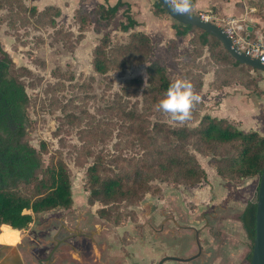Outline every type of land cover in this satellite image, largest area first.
<instances>
[{
    "label": "rangeland",
    "instance_id": "1",
    "mask_svg": "<svg viewBox=\"0 0 264 264\" xmlns=\"http://www.w3.org/2000/svg\"><path fill=\"white\" fill-rule=\"evenodd\" d=\"M241 1L246 2L251 14L264 18V0ZM92 3L0 0V58L6 51L14 66L21 69L30 96L24 140L37 149L44 168L59 161L67 165L73 197L69 208L34 214L26 229L0 233V243H5L2 238H6L17 246L30 232L47 227L54 232L64 226L77 235L80 264H159L167 257L197 255V242L202 248L198 258L189 262L167 260L164 264H250L247 256L251 242L239 216L247 202L257 196L258 176L226 180L217 174L212 156L193 147L191 151L208 173L206 181L194 185L175 183L156 179L148 172L149 180L144 179L141 185L135 183L134 173L129 174L137 169L148 148L130 131L125 111L138 109L151 114L149 121L158 117L172 122L156 108L143 106L147 63L124 69L120 64L123 55L115 52L118 46L127 45L130 34L138 30L122 31L124 22L117 16L110 25L95 20L84 25L76 21L79 10L96 9ZM243 23L247 27L252 22ZM259 26L264 32V24ZM246 27L244 36L249 33ZM104 37L109 40L106 51L110 60L109 70L101 74L94 69L93 61L94 50ZM171 40L163 47L162 42L152 39L155 49L149 62L162 59L171 80L190 81L186 74L191 66L172 56ZM179 41L182 40L177 41L178 45ZM134 78L145 81L142 89L128 86ZM211 88L210 83L206 89ZM256 94L251 93L252 101L248 100L255 106L264 100ZM205 108L200 109L199 118L208 114ZM262 116V121L246 118L248 122L244 123L242 116V121L232 120L244 131L253 129L264 135ZM95 163L102 179L129 176L128 187L136 194L111 204L89 201L92 188L87 172ZM38 174L42 176L41 171Z\"/></svg>",
    "mask_w": 264,
    "mask_h": 264
},
{
    "label": "trees",
    "instance_id": "2",
    "mask_svg": "<svg viewBox=\"0 0 264 264\" xmlns=\"http://www.w3.org/2000/svg\"><path fill=\"white\" fill-rule=\"evenodd\" d=\"M193 3L195 5V0ZM126 4L125 0H118L114 5L98 4L91 12L79 10L75 16L76 21L84 25L95 20L110 25ZM153 11L156 15L170 16L158 0L154 3ZM129 12V9L125 12L127 23H121L124 32H130L137 26V21ZM192 13L201 15L196 10ZM173 29L176 38L169 42L170 52L180 62L191 66L189 76H186L195 89L201 90L205 75L213 71L214 80L211 84L215 89L238 84L253 93H264L259 86L264 72L236 60L217 37L199 27L177 21ZM248 31L250 40H254V31ZM190 34L193 35L189 41L192 48L182 52L177 41L184 40ZM108 45L109 40L104 37L94 50V69L101 74L109 70ZM154 49L151 37L143 31H133L129 43L115 49L116 53L123 55L120 64H123L124 69L147 63V86L142 97L143 106L148 108H156L173 81L164 60L149 62ZM3 53L0 58V233L26 229L33 222L34 214L58 207L69 208L73 204L72 181L67 165L59 161L44 168L37 149L24 140L28 126L26 105L30 96L21 69L14 66L6 51ZM144 84L143 79L134 78L128 86L142 89ZM205 107L201 102L193 118L182 125L166 123L158 117L154 122L149 121L151 114L138 109L125 111L130 131L148 148L147 155L137 169L129 172L135 174L136 184L139 182L142 185L143 181L149 180L146 179L148 172H152L156 179L175 183L194 185L206 181L208 173L191 151L193 147L201 153L210 154L217 174L226 180L258 176V193L264 169V135L253 129L244 131L227 118H217L210 114L199 118L200 109ZM194 121H198L197 124L190 126ZM39 171L42 172L41 177ZM99 172L96 163L88 169L92 188L89 201L100 200L111 204L136 194V190L128 187L129 176L102 179ZM256 210L255 198L247 202L239 216L251 242L247 256L249 263L256 234Z\"/></svg>",
    "mask_w": 264,
    "mask_h": 264
},
{
    "label": "crops",
    "instance_id": "3",
    "mask_svg": "<svg viewBox=\"0 0 264 264\" xmlns=\"http://www.w3.org/2000/svg\"><path fill=\"white\" fill-rule=\"evenodd\" d=\"M117 1L118 0H91V2H93L92 4L95 6L103 3L114 5ZM155 1L156 0H125L127 4L118 11L117 19L127 23L125 12L129 9L130 16L137 21L135 30L146 32L152 39L162 42L163 47H165L169 40L176 38V32L173 29L175 20L170 19V17L166 15H156L153 11ZM92 7L93 6H91V8ZM195 10L200 13H209L213 15L216 19L214 22L221 27H224L227 20L232 17L250 20L252 23L248 24L247 27L250 32L254 31V40L250 41L259 40L264 42V32L260 30L259 26H263L264 18L251 14L246 2H242L241 0H195ZM191 37L192 34L185 38L184 41H179L181 50L192 48L189 42ZM247 38L250 39V35H247ZM205 80H207L210 85L214 80V72H209L205 75L203 91L199 92L197 90L202 100L205 102V110L207 109L208 114L217 118H227L231 121H233L232 119L242 121L240 119L242 116L244 118V123L248 122L245 120L246 118H254L252 121L263 120L261 114L264 115V100H262L261 103L257 102L256 106L253 103L250 104L248 101L252 97L250 94L253 92L238 84H232L222 89L211 88L209 90L206 89L208 84H206ZM259 85L260 89L264 92V73L263 79L260 81ZM255 96H257V94ZM258 96L264 97V93ZM216 102L219 103L217 104ZM237 126L240 128L238 124Z\"/></svg>",
    "mask_w": 264,
    "mask_h": 264
},
{
    "label": "water",
    "instance_id": "4",
    "mask_svg": "<svg viewBox=\"0 0 264 264\" xmlns=\"http://www.w3.org/2000/svg\"><path fill=\"white\" fill-rule=\"evenodd\" d=\"M158 1L162 4V7L172 19L185 25H194L214 35L224 44L226 49L236 60L264 72V62L246 55L245 52L240 50L234 44L233 39L227 34L223 27L219 26L215 22L204 20L201 16L193 13L190 15H178L168 6L167 0ZM256 204V234L253 241L252 259L250 264H264V169L260 177ZM199 250L201 251L200 244ZM200 251L197 255L189 258L167 257L161 260L159 264H164L167 260L189 262L199 257ZM0 264H23L22 256L16 245L11 243H3L0 245Z\"/></svg>",
    "mask_w": 264,
    "mask_h": 264
},
{
    "label": "flooded vegetation",
    "instance_id": "5",
    "mask_svg": "<svg viewBox=\"0 0 264 264\" xmlns=\"http://www.w3.org/2000/svg\"><path fill=\"white\" fill-rule=\"evenodd\" d=\"M11 232H2V234ZM26 237L17 245L23 264H80L79 244L75 242L77 235L69 233L64 226L54 232L51 227L41 228L33 233L30 232ZM2 241L11 243V240L6 238H2ZM197 244L199 246L200 243ZM201 252L202 248L200 255Z\"/></svg>",
    "mask_w": 264,
    "mask_h": 264
},
{
    "label": "clouds",
    "instance_id": "6",
    "mask_svg": "<svg viewBox=\"0 0 264 264\" xmlns=\"http://www.w3.org/2000/svg\"><path fill=\"white\" fill-rule=\"evenodd\" d=\"M168 6L178 15H190L195 10L193 0H167ZM202 97L191 81L175 79L172 81L156 105V110L166 115L174 124H185L194 115Z\"/></svg>",
    "mask_w": 264,
    "mask_h": 264
},
{
    "label": "built area",
    "instance_id": "7",
    "mask_svg": "<svg viewBox=\"0 0 264 264\" xmlns=\"http://www.w3.org/2000/svg\"><path fill=\"white\" fill-rule=\"evenodd\" d=\"M201 18L207 21L214 22L216 19L213 15L209 13H201ZM245 19H237L232 17L227 20L226 25L223 27L227 34L233 39L234 44L246 55H249L253 58H257L260 61L264 62V43L262 41L259 42H251L247 36H244L243 30L245 27L243 22ZM247 28V27H246Z\"/></svg>",
    "mask_w": 264,
    "mask_h": 264
},
{
    "label": "bare ground",
    "instance_id": "8",
    "mask_svg": "<svg viewBox=\"0 0 264 264\" xmlns=\"http://www.w3.org/2000/svg\"><path fill=\"white\" fill-rule=\"evenodd\" d=\"M200 16V15H199Z\"/></svg>",
    "mask_w": 264,
    "mask_h": 264
}]
</instances>
